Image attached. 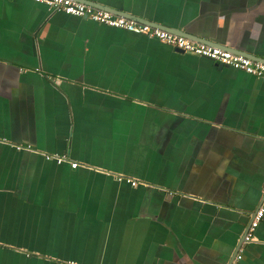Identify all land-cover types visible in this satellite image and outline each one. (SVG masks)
Listing matches in <instances>:
<instances>
[{
    "label": "crops",
    "instance_id": "0c3cea01",
    "mask_svg": "<svg viewBox=\"0 0 264 264\" xmlns=\"http://www.w3.org/2000/svg\"><path fill=\"white\" fill-rule=\"evenodd\" d=\"M80 1L264 62V0ZM263 198L264 77L0 0V264H264Z\"/></svg>",
    "mask_w": 264,
    "mask_h": 264
},
{
    "label": "built area",
    "instance_id": "2783aa9c",
    "mask_svg": "<svg viewBox=\"0 0 264 264\" xmlns=\"http://www.w3.org/2000/svg\"><path fill=\"white\" fill-rule=\"evenodd\" d=\"M36 2L45 3L55 10L63 11L67 14L82 16L96 22H100L109 26L122 28L138 34H146L155 37L163 42L173 45L174 47L188 53L196 54L209 58L221 65L231 66L242 69L249 74L264 77V62L252 59L240 53H235L220 47H214L203 42H197L184 36L163 30L159 27L152 26L147 23H141L124 16L116 15L111 11L98 8L92 4L82 2L80 0H34ZM47 159H54L58 163H62L67 159L63 155H46ZM72 167H77V162L71 163ZM122 179V178H121ZM132 185H136V181L127 179ZM264 215V198L259 208L253 214L249 228L245 234V240L249 241L253 238V231L258 226L259 221ZM75 264V263H71Z\"/></svg>",
    "mask_w": 264,
    "mask_h": 264
}]
</instances>
